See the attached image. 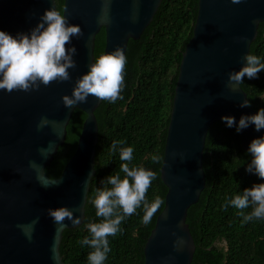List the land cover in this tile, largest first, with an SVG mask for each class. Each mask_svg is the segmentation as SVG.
Here are the masks:
<instances>
[{
  "label": "water",
  "instance_id": "95a60500",
  "mask_svg": "<svg viewBox=\"0 0 264 264\" xmlns=\"http://www.w3.org/2000/svg\"><path fill=\"white\" fill-rule=\"evenodd\" d=\"M160 2L111 0V22L98 23L102 0H63L61 14L83 31V36L73 37L68 45L77 49L73 56L77 67L69 69L71 79L48 87L41 85L39 91L27 93L0 90V264H63L59 252L62 232L78 225L66 220L67 227L57 234L47 210L58 206L79 208L74 215L81 223L85 218L98 139L94 110L100 101L89 96L86 103L70 109L64 107L61 97L70 96L75 81L87 72L88 64L95 58V36L101 28L103 53L119 47L125 54L128 40L140 36ZM53 6L56 8L55 0H0V30L13 36L30 33L43 12ZM261 21L264 0H198L192 35L179 61L166 129L160 166V178L166 187L164 204L144 243L142 264L192 261L195 243L186 216L205 186L202 156L207 130L222 116L238 121L241 115L257 112L251 107H240L241 100L247 98L241 86L232 92L226 85L227 74L239 70L244 62ZM238 37L246 39L239 42ZM75 108L83 111L85 117L74 151L60 174L49 177L45 167L64 143L66 126ZM42 116L58 122L59 136L50 126L37 130ZM262 135L264 129L256 131L250 124L238 132L239 144L251 155L250 141ZM50 141L56 147L45 159L38 149L47 148ZM29 161L41 165L45 179L60 183L42 187ZM86 180H90L88 187ZM37 217L38 222L32 226Z\"/></svg>",
  "mask_w": 264,
  "mask_h": 264
},
{
  "label": "trees",
  "instance_id": "16d2710c",
  "mask_svg": "<svg viewBox=\"0 0 264 264\" xmlns=\"http://www.w3.org/2000/svg\"><path fill=\"white\" fill-rule=\"evenodd\" d=\"M55 3L62 12L63 0ZM197 6L198 0H161L140 36L128 40L122 99L115 103L100 101L94 110L98 124L95 173L89 184L83 222L62 232L59 252L63 264H88L87 256L92 249L80 241L86 236L90 238L86 225L101 219L95 215L91 203L96 189L111 187L106 184V178L120 171V146L116 152L111 150L114 140L123 141L122 146L133 147L131 164L157 173L146 195L149 203L156 196L164 201L166 187L160 178V166L166 129L181 53L192 35ZM103 48L104 29L101 28L95 36L94 57L103 53ZM248 54L260 57L264 63V21L258 25ZM240 86L251 108L256 111L264 108V71L255 79L245 77ZM84 117L80 109L73 110L64 143L45 167L49 177L60 174L74 151ZM153 154L160 156L159 163L151 161ZM250 161L251 155L241 148L235 127H227L222 120L210 124L202 156L205 186L186 216L195 243L190 264H264V220L244 222L239 214L241 210L230 205L227 210L224 208L227 200L244 189L264 183L255 173L246 171ZM163 204L147 225L142 223L143 206L125 217L121 231L115 237H108L111 251L105 264L143 263L144 243ZM250 211L251 207L243 210L245 214Z\"/></svg>",
  "mask_w": 264,
  "mask_h": 264
},
{
  "label": "clouds",
  "instance_id": "9594fccd",
  "mask_svg": "<svg viewBox=\"0 0 264 264\" xmlns=\"http://www.w3.org/2000/svg\"><path fill=\"white\" fill-rule=\"evenodd\" d=\"M241 0H232L240 3ZM111 0H102L98 23H110ZM65 11V9H64ZM135 18V17H134ZM83 36V31L77 24L68 22L66 16L61 14L55 6L46 9L40 16L30 33H19L15 36L0 30V90L12 93L14 91H39L41 85L50 86L54 82H64L71 79L69 69H75L77 64L73 56L77 53L75 46L68 47L73 37ZM246 37H238L243 42ZM239 70L227 74V87L236 92L244 78L255 79L257 74L264 71V63L260 57L245 54ZM127 58L124 51L117 47L113 51L104 52L96 56L89 64L87 72L81 74L75 81L71 95L61 97L65 108H73L80 103H86L88 97L99 101L115 103L122 99L121 92L124 88V76ZM248 98L240 102V107H250ZM222 121L227 127H235L237 132L254 125L256 131L264 129V108L251 115H241L237 121L232 116H222ZM50 126L59 136L58 122L42 116L36 128L38 131ZM123 141L114 140L111 145L113 152L119 147V158L122 161L120 171L106 178V184L111 187L97 188L91 203L95 208V215L99 222L86 225L90 238L84 237L81 245L89 246L92 251L88 253V264H105L107 254L111 251L108 237H115L121 231V223L125 217L137 212L143 206L142 223L147 225L164 203L163 199L156 196L149 203L146 199L147 192L156 179L157 173L140 165L131 164L133 160V147L122 146ZM54 141H50L47 148L38 149L43 158H47L54 148ZM56 147V146H55ZM251 161L246 171L255 173L264 180V135L253 138L248 147ZM160 156L153 154L151 161L160 162ZM29 167L36 173V180L42 187L56 186L58 180H47L44 169L35 161H29ZM123 173V175H121ZM91 177V173L89 174ZM90 180H86L88 187ZM232 206L240 211L244 222L264 220V183H255L250 188L243 190L227 200L224 208ZM251 207L248 214L244 209ZM80 209H70L58 206L47 210V215L57 226V234L65 227V221L79 225L81 220L74 215ZM38 217L31 222L34 226ZM29 235V239H30ZM55 252V248H54ZM55 259V255L53 257Z\"/></svg>",
  "mask_w": 264,
  "mask_h": 264
}]
</instances>
